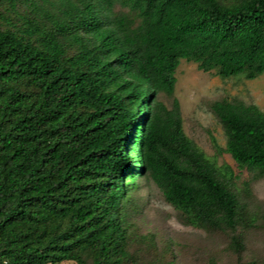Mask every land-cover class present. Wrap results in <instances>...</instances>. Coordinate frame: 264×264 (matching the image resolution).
Returning a JSON list of instances; mask_svg holds the SVG:
<instances>
[{
  "label": "trees",
  "instance_id": "obj_1",
  "mask_svg": "<svg viewBox=\"0 0 264 264\" xmlns=\"http://www.w3.org/2000/svg\"><path fill=\"white\" fill-rule=\"evenodd\" d=\"M182 60L263 76L264 0H0V264H140L124 205L147 176L186 224L237 231L230 172L158 101ZM213 110L225 151L264 174V112Z\"/></svg>",
  "mask_w": 264,
  "mask_h": 264
},
{
  "label": "rangeland",
  "instance_id": "obj_2",
  "mask_svg": "<svg viewBox=\"0 0 264 264\" xmlns=\"http://www.w3.org/2000/svg\"><path fill=\"white\" fill-rule=\"evenodd\" d=\"M234 4L240 0H221ZM117 13H129L121 4ZM6 26V25H5ZM173 95L161 93L158 101L169 110L180 104L186 135L224 173L243 207L236 232L194 227L185 223L181 211L170 204L163 191L147 176L124 205L130 236V252L140 264H239L264 262V174L241 168L227 148V134L215 114L217 102L255 105L264 112V75L224 79L206 73L194 62L181 61ZM235 237L243 248L235 246ZM62 264H76L64 262Z\"/></svg>",
  "mask_w": 264,
  "mask_h": 264
}]
</instances>
